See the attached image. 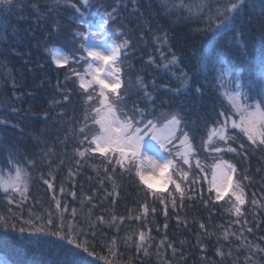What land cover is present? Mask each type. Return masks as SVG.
<instances>
[{
  "label": "snow or ice",
  "instance_id": "1",
  "mask_svg": "<svg viewBox=\"0 0 264 264\" xmlns=\"http://www.w3.org/2000/svg\"><path fill=\"white\" fill-rule=\"evenodd\" d=\"M171 13L173 10L187 8L189 15L182 18L185 23L203 24V28L194 29L193 31L206 35L208 43H214L212 54L204 52V45L201 49L194 50L193 53L185 55L183 50H173L170 44L172 36L162 27L157 26L155 30L151 27V21L144 20V31L155 38L156 49L159 52L160 59L164 62L163 67L171 72L178 81V87L168 88L169 99L160 100L159 104H168L170 111L167 113L161 111L157 114V107L154 101L156 95L165 85H158L155 80L151 82L152 91L149 92L144 85L143 78H138L141 87L144 88V95L139 101L133 102L131 109L127 108L126 93L122 94L119 89L124 85L123 68L124 60L122 56L129 54L131 42L124 38L122 43L115 41L108 44L107 51H100L96 43L91 41H101V33L92 31L88 22L90 11L96 7L97 0H55V5L68 3L70 9L75 15V23L83 26L88 31L74 32V37L88 42L86 45L81 44V49L86 55H81L72 61L67 55L61 56L54 48L45 47L55 61L57 68H66L69 63L79 64L81 61L87 65L83 72L72 69V75L79 80V88L87 93L86 100L95 99V104L88 110L84 118L83 126L78 128L81 139L80 144H86L83 150L74 149L76 154L83 159L85 156L95 158V154L103 158L102 163L105 179H111V174H115L120 169L122 174H127L145 186L147 195H150L154 201L165 205L164 214L167 215V205L170 202L173 208L177 206V199L181 204L185 199L187 191L189 198L192 196V186L197 183L199 175L194 169H199L203 173V179L208 180V192L214 193V201H222L229 196L230 208L238 219L234 223H239L241 229L232 232L231 235L240 241V245L235 251L241 248L246 250L243 259L235 256L232 264H260L264 260V247L256 244L254 241H247L242 236V232L253 233L258 224L245 227L248 221L242 211V206L247 203L246 193L243 180H249L247 175L236 178L237 167L229 159H225L227 153L241 155L246 152L245 142H241L246 137L250 146L264 151V74L257 79L248 74L247 69H242L236 65H231L226 61V48L229 42L239 43L241 49L248 51V43L245 32L249 25L256 28L260 37V64L264 68V0H196L195 4H185L183 0L175 3V0H164ZM259 4V7H257ZM21 0H0V57H6L12 54L28 56L24 64H31V51L25 48L20 51L21 47L27 45L29 41H35L32 47L37 50L42 45H48L59 40L61 24L53 18L48 23V14L40 12L38 6L32 5L37 15L33 20V27L20 29L19 22L26 21L29 17L23 14L20 7ZM59 12V7H56ZM106 15L101 16L99 28L107 29L103 35L109 32L116 37H126L127 32H121L117 28L115 31L108 28L110 22L115 25L118 9L113 8L107 11ZM15 14L17 25H13L9 31V17ZM44 22L43 24L41 22ZM181 18L173 20L171 23L180 22ZM47 30L37 37V30L42 27ZM157 32H163L164 35H156ZM91 41H90V35ZM9 36H14V40H9ZM144 39L143 31L139 37ZM8 45L5 50L2 46ZM199 52L197 60L198 68L201 63L207 66V74H202V84L200 87H193L190 81L191 77L184 72L182 65L186 59H193L195 52ZM147 64L157 63L153 54H149ZM2 66V65H0ZM176 71H172V69ZM44 65L38 61L34 66L29 67L28 71L35 73L37 70L43 71ZM180 75L177 76L176 72ZM11 76V73L9 72ZM21 79L17 81L16 77H11V87L13 96L19 104H23L25 96L35 98V91L21 92L17 91L24 87L23 73H20ZM66 74L65 81L67 82ZM44 79L35 82V88L43 87ZM95 86V87H94ZM89 89H92L90 92ZM221 89L224 91L221 92ZM61 92L62 101L70 100L71 92L64 86L58 85ZM222 96L227 100V106L221 104L222 111L215 112L212 118L213 127L208 129V122L202 115L200 120L203 127L207 130V139L201 138L199 145L200 152H207L208 155L202 160L197 146L194 145L195 130L197 128L195 118L189 119L188 113L192 107H199L203 104V98L210 94ZM195 97L190 100V104L180 97ZM176 99L173 100L172 98ZM251 101V102H250ZM50 102V106H51ZM60 103V102H55ZM144 103V107L139 104ZM176 103L177 107L172 108ZM10 112L23 120L34 115V106L30 104L27 109L23 107L10 106ZM57 117H62V113H57ZM45 120L50 118L47 110L43 112ZM90 118L91 125L88 120ZM94 126V127H92ZM19 129L21 134L23 129L19 121L11 122L7 116L0 115V153H6V159L0 162V189L4 196L0 200L5 201L0 205V233L3 239H11L12 233L19 234L18 238L23 239L33 250H38L41 254L55 257L50 261H38L34 264H120L117 258V243L113 237H108L101 246V239L104 234L97 231V228L103 224L106 227H115L119 231L118 224L123 223L124 218H117L115 215L105 220L104 216L96 217V223L91 220L85 225L78 219L76 209L70 208L68 204L62 203L55 195V188L50 179H41L47 185L48 189L53 190L52 200L54 209L49 211L41 209L39 212L28 213L27 218L24 215L17 214L20 207L28 202L30 187L32 184V174L29 171L31 167L35 170L36 155L29 154L24 147L18 142L5 143V134L7 129ZM10 135V134H9ZM19 139V138H18ZM67 139V138H65ZM233 143L237 147L231 146ZM224 154V155H222ZM55 155L51 150H46L40 154L41 162L47 161L49 175H51L52 161L48 156ZM210 161V162H209ZM57 165L62 161H55ZM79 164V161H77ZM111 166V167H108ZM184 166H187L185 169ZM78 171V169H77ZM69 175L73 173L70 171ZM210 176V179H209ZM55 179V177H52ZM102 183V181H101ZM162 184L163 190L167 191L168 185H173V191L165 197L158 191L157 185ZM182 184L184 187H182ZM64 188H59V193L64 195ZM198 191V189H197ZM178 194V197H177ZM68 195L74 199L77 196L75 191ZM119 195L118 191L113 188L108 192V196ZM255 196V194H253ZM91 201V197L87 198ZM205 205L213 202V197L209 196ZM114 203V201H113ZM251 205L255 206L257 201L251 200ZM16 205L14 211L12 205ZM149 211L155 213V207L149 208L147 203L142 205L143 216H147ZM67 213L68 215H65ZM141 220V216L134 217ZM204 229V235H208L205 223L199 224ZM220 227L223 228L221 225ZM167 228V224H164ZM148 232L139 231L136 245L138 250H143L144 255H148V248L152 246L153 238ZM223 239L228 240L230 233L225 229ZM100 236L101 239H97ZM131 239V237L122 238V240ZM220 235L217 234L219 241ZM258 239L264 240V237ZM172 248L173 253L176 248L172 243H165L161 240L158 245L160 248ZM107 249L108 255H102L104 249ZM234 249L229 247L226 252H221L217 247L216 254L222 257L219 264H224L226 256H233ZM122 255V254H121ZM207 264V261H206ZM216 264V262H212Z\"/></svg>",
  "mask_w": 264,
  "mask_h": 264
},
{
  "label": "trees",
  "instance_id": "2",
  "mask_svg": "<svg viewBox=\"0 0 264 264\" xmlns=\"http://www.w3.org/2000/svg\"><path fill=\"white\" fill-rule=\"evenodd\" d=\"M75 2V0H70ZM185 4H195L196 0H183ZM36 4L40 12L48 14V23L52 19H57L61 24L59 40L48 45H42L39 50L32 45L35 41H29L27 45L20 48L24 51L25 48L31 51V64H24V60H28V56L21 58L15 54L0 57V115L16 123L19 121L20 127L23 129L21 134L19 129H7L5 134V143L13 141L21 144L22 147L31 155H36L35 170L29 168L32 174V184L29 192V199L26 204L19 208L17 214H23L27 218L28 213L39 212L41 209L53 210L54 202L52 200L53 190L48 189L43 183L41 176L50 179L55 188V195L62 203H66L70 208L76 209L78 219L85 225L91 220L96 223V217L103 215L105 220L110 216L115 215L117 218H124L123 223L118 224L119 231L115 227H106L101 224L97 231L104 234V239L100 236L101 246L108 237L116 239L117 243V258L120 264H219L222 257L216 254L217 247L221 252H226L229 247L234 249L233 256H226L224 264H232V259L235 256L244 258L246 250L241 248L240 251L235 249L240 245V241L236 240L231 235L241 229L239 223H234L238 218L229 211L230 202L229 196H226L222 201H214V193L208 192V180L203 179V173H199V169L194 171L199 175L197 183L192 186V196L189 198L188 193H185V199L181 204L177 199V206L173 208L169 202L167 205V215L164 214L165 205L154 201L150 195H147V190L144 185L138 183L133 177L122 174L120 169H117L115 174H111V179H105L102 163L103 158L95 154V158L85 156L81 159L74 149L83 150L88 146L78 143L81 139L78 133V128L83 126L84 118L87 110L95 104V99L87 101V93H84L79 88V80L72 75V69L83 72L87 65L81 61L79 64L69 63L66 68H57L55 61L45 47L61 50L72 61L86 53L81 49L80 45L86 42L79 37H74V32H87V29L75 23V15L70 9L68 3H62L59 6L55 5V0H21L20 7L23 9V14L29 19L21 21L18 24L20 29L33 27V20L36 18V11L32 5ZM179 4L180 0H175ZM59 7V12L56 11ZM259 7V4H257ZM113 8L118 9V16L115 25L110 22L108 28L114 31L118 28L121 32H127L126 37L120 38L113 36L109 32L106 36L110 42L122 43L124 38L131 42L129 54L122 56L124 63L123 79L124 85L119 89L122 94L126 93L127 108L133 107L134 101H139L144 95V88L141 87L138 78H143L144 85L147 86L149 92L152 91L151 82L155 80L158 85H165V88L156 95L154 101L157 107V114L163 111H170L167 103L160 105V100L167 101L169 99L168 88L178 87V81L171 72L163 67V61L159 57V52L156 49L155 38L150 36L147 31H144V20L151 21L153 30L157 26H162L171 36L170 44L173 45V50H183L185 55L193 53L194 50L201 49L204 45V52L211 55L214 43L205 45L207 36L193 31L194 29L203 28V24L185 23L182 18L189 15L187 8H181L178 11L169 12L168 6L164 0H97L96 7L93 8L88 15V22L97 24L101 20V16L106 15L107 11ZM181 18L180 22L172 24L173 20ZM44 23L43 21L41 22ZM13 25H17L15 14L9 17V31ZM47 27H42L37 30L36 35L40 37ZM104 33L107 29H103ZM143 31L144 39H140ZM2 34V33H0ZM156 35L163 36V32H157ZM245 37L248 43V51L245 52L239 46V43L229 42L226 48V61L231 65H236L242 69H247L248 74L259 79L264 74V68L260 64V37L256 28L252 25L248 26L245 32ZM14 36H9V40H14ZM5 50L8 45L5 43L2 46ZM153 54L157 63L147 64L149 54ZM199 52H195L193 59H186L182 65L184 72L192 78L190 83L193 87H200L202 84V74H207V66L203 63L199 68L197 60ZM44 65L43 71L37 70L35 73L29 72L28 68L35 65L36 62ZM176 71V69H172ZM11 73V76L9 75ZM23 73L24 87L17 91V95L21 92L35 91V98L25 96L23 104H19L13 96L11 87V77H16L17 81L21 79L20 73ZM66 74L68 75L67 82L65 81ZM176 75L180 73L177 71ZM44 79L45 83L41 88H35V82ZM59 86H64L71 92L70 100L62 101ZM95 87V86H94ZM91 92L92 89H89ZM224 89H221V92ZM173 100L176 98L173 97ZM190 104V100L195 97H180ZM50 102L51 106H50ZM60 102V103H55ZM251 102V101H250ZM32 104L34 106V115H31L23 120L10 112V106L23 107L27 109ZM221 104L227 106V100L220 95L210 94L203 98V104L199 107H192L188 113L189 119L195 118L197 128L195 130L194 145L197 146V151L200 152L199 145L201 138L207 139V130L213 127L212 118L215 112L222 111ZM144 107V103L139 104ZM177 107L176 103L172 104V108ZM47 110L50 118L45 120L43 112ZM57 113H62V117H57ZM208 122V129L203 127L201 116ZM91 125L90 118L88 120ZM94 127V126H92ZM10 134V135H9ZM19 138V139H18ZM67 138V139H65ZM241 142H245L246 152L241 155L235 153H227L225 159H229L237 167L236 178L247 175L250 179L243 180L246 200L248 201L242 206V211L247 218V225L250 227L254 223L258 224V228H254L253 233L242 232V236L247 241H254L261 247H264V240L258 239L264 237V151L250 146L246 137ZM231 146L237 147L238 144L233 143ZM46 150H51L55 155L48 156V160L52 161L51 175H49V167L47 161L41 162L40 154ZM207 152H200V158L203 160L207 156ZM224 155V154H222ZM6 153H0V162L6 159ZM60 160L62 164L57 165L55 161ZM79 161V164H77ZM210 162V161H209ZM111 167V166H108ZM187 169V166H184ZM78 169V171H77ZM73 175L70 176L69 172ZM55 177V179H52ZM210 179V176H209ZM102 181V183H101ZM63 186L64 195L59 193V188ZM182 187L184 185L182 184ZM113 188L118 191L119 195L108 196V192H112ZM198 189V191H197ZM75 191L76 198L68 195L69 192ZM162 195L168 196L169 192L173 191V185L167 186V191L158 189ZM255 194V196H253ZM3 191L0 189V197H3ZM209 196L213 197V202L205 203ZM91 197V201L87 198ZM178 197V194H177ZM257 201L255 206L251 205V200ZM114 201V203H113ZM6 203L0 200V205ZM147 203L149 208L155 207V213L149 211L145 217L142 213V205ZM14 211L17 210L16 205H12ZM65 215H68L65 213ZM140 215L141 220L134 219ZM205 223L208 230V235H204V229L199 227V224ZM167 228H164V224ZM223 226L220 227V226ZM151 229L152 246L148 248V255H144L143 250L137 249L139 231L148 232ZM227 230L230 235L228 240L223 239V232ZM3 230L0 229V233ZM217 234L220 235L219 241ZM11 239H3L0 236V259L9 264H34L38 261H50L55 259L53 256L41 254L38 250L28 245L23 239H19V234L12 233ZM131 237V239L122 240V238ZM161 240L165 243H172L176 248L173 253L172 248H160L158 245ZM102 255H108L105 248ZM122 254V255H121ZM99 264H103L100 261ZM264 264V260L260 261Z\"/></svg>",
  "mask_w": 264,
  "mask_h": 264
},
{
  "label": "rangeland",
  "instance_id": "3",
  "mask_svg": "<svg viewBox=\"0 0 264 264\" xmlns=\"http://www.w3.org/2000/svg\"><path fill=\"white\" fill-rule=\"evenodd\" d=\"M91 25V29L92 31H98L100 32L102 35H101V41H91V35H90V41L91 42H94L96 43L97 45V48L100 50V51H107V46L108 44L112 43L110 42L108 39H107V36L106 35H103L104 34V31L103 29L99 28V23L97 24H92V23H89ZM88 31V30H87ZM87 33V32H86ZM88 42H86L87 44ZM57 52H59L61 54V56H64L65 54L61 51V50H56ZM163 188V185L162 184H158L157 185V189H162ZM0 264H9V263H6L4 261H2L0 259Z\"/></svg>",
  "mask_w": 264,
  "mask_h": 264
}]
</instances>
